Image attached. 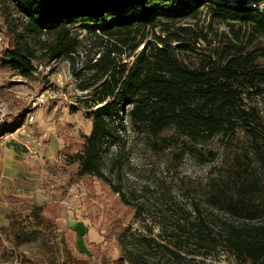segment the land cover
<instances>
[{"label":"trees","instance_id":"16d2710c","mask_svg":"<svg viewBox=\"0 0 264 264\" xmlns=\"http://www.w3.org/2000/svg\"><path fill=\"white\" fill-rule=\"evenodd\" d=\"M8 2L16 15L7 21L1 67L30 78L36 59L65 60L77 90L87 93L78 102L91 130L81 149L62 154L67 164H78L76 177L97 178L138 214V205L112 184L102 166L103 153L128 127L155 151L176 148L175 158L213 163L218 153L200 148L214 140L232 151L198 184V200L192 195L183 208L173 204L175 219L168 228L159 223L160 239L132 237L122 257L129 264H152L139 247L157 248L164 264H180L207 258L219 247L239 263L264 264V112L259 106L264 105V0ZM204 12L208 33L185 24ZM212 23L223 30L212 29ZM80 33L84 36L78 38ZM32 111L23 110L14 128ZM57 207L56 202L38 207L44 226L49 216L57 217ZM70 233L77 236L76 230Z\"/></svg>","mask_w":264,"mask_h":264},{"label":"rangeland","instance_id":"374dc122","mask_svg":"<svg viewBox=\"0 0 264 264\" xmlns=\"http://www.w3.org/2000/svg\"><path fill=\"white\" fill-rule=\"evenodd\" d=\"M260 7L264 12V4ZM15 15L8 0H0V135L12 130L23 110L31 108L29 99L44 93L48 101L40 110L29 113L33 115L29 124L36 138L42 133L48 135L46 151L56 155L60 140L62 147L54 161L46 162L40 194L0 193V264H129L122 256L124 249L130 247L132 237L150 235L160 239L159 223L168 228L175 219V215L170 214L173 204L183 208L192 195L198 200L201 195L198 184L214 175L232 151L219 147L214 140L200 148L203 153L209 149L218 153L213 163L202 164L187 155L175 158L176 148L155 151L144 142L142 135L128 127L121 141L103 153L102 166L112 184L138 205L140 212L135 214L134 207H126L120 195L112 193L97 178L76 177L78 164H67L62 155L65 150L81 149L83 136L89 134L92 125L85 108L78 102L87 93L77 90L69 63L65 60L46 63L38 58L30 78L14 75L1 67L7 46V21ZM209 23L205 12L197 22L185 21L186 25L203 33H208ZM211 27L217 26L212 23ZM82 36L84 33L78 38ZM211 36L209 33V38ZM199 46L200 51L207 48L203 41ZM71 106L79 109L72 112ZM259 106L264 112V105ZM41 111L44 125L40 124ZM24 123L28 124L26 120ZM51 131L57 137L49 134ZM49 202H56L58 209L56 218L47 215L52 219L46 227L37 212L39 206ZM81 225L86 227L89 237L87 233L80 236L70 233ZM162 236H167L166 232ZM139 248L152 264H164L161 250ZM77 249L84 252L85 257L77 253ZM211 253L207 258L196 256L180 264H251L239 263L219 247ZM118 258H123L122 262H116Z\"/></svg>","mask_w":264,"mask_h":264},{"label":"crops","instance_id":"0c3cea01","mask_svg":"<svg viewBox=\"0 0 264 264\" xmlns=\"http://www.w3.org/2000/svg\"><path fill=\"white\" fill-rule=\"evenodd\" d=\"M40 110V109H39ZM43 111V110H42ZM41 111L40 124L43 123ZM31 124L24 123L19 128L4 131L0 135V193L17 192L19 194H40L42 175L47 161H54L60 154L62 142L60 140L58 153H49L45 149L47 134L42 133L38 138L31 130ZM44 125V123H43ZM9 128V126H7ZM11 129V128H10ZM49 134L55 135L54 132ZM42 137V138H41ZM57 137V136H56ZM83 224V223H82ZM77 225V224H76ZM84 225V224H83ZM77 236L89 232L86 227L75 226ZM94 237V235H93ZM80 238V237H78ZM83 238V237H82ZM82 243L83 240L80 239Z\"/></svg>","mask_w":264,"mask_h":264},{"label":"built area","instance_id":"2783aa9c","mask_svg":"<svg viewBox=\"0 0 264 264\" xmlns=\"http://www.w3.org/2000/svg\"><path fill=\"white\" fill-rule=\"evenodd\" d=\"M48 101L47 96H45L44 93H40L38 95H36L34 98L29 99V104L31 106V108L33 109H39L41 106L45 105ZM25 120L29 123L33 120V115H26Z\"/></svg>","mask_w":264,"mask_h":264}]
</instances>
